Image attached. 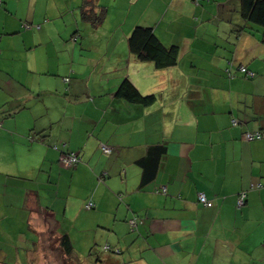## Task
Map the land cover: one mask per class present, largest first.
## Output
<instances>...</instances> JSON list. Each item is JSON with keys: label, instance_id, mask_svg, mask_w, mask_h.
<instances>
[{"label": "crops", "instance_id": "obj_1", "mask_svg": "<svg viewBox=\"0 0 264 264\" xmlns=\"http://www.w3.org/2000/svg\"><path fill=\"white\" fill-rule=\"evenodd\" d=\"M22 1L0 0V55L18 62L20 74L9 72L24 90L12 92L19 107L0 109V242L14 238L20 213L32 229L29 243H53L60 255L62 234L76 248L94 231L106 232V243L123 252L101 251L93 264H264V136L245 137L264 133V42L249 24L235 30L247 25L241 0H98L106 10L101 29L82 18L83 0L40 13L39 0L20 13ZM60 19L75 29L65 41L68 63H55V78L35 79L51 67L35 53ZM140 23L180 46L176 65L159 69L136 58L128 38ZM95 35L103 46L88 43ZM101 47L103 62L83 55ZM126 77L156 102L118 97ZM37 94L39 105L31 103ZM30 103V110L22 106ZM55 144L78 153L79 163L64 166ZM151 144H164L166 154L156 178L140 187L136 161ZM199 193L213 205L201 204ZM89 200L96 204L90 210Z\"/></svg>", "mask_w": 264, "mask_h": 264}, {"label": "rangeland", "instance_id": "obj_2", "mask_svg": "<svg viewBox=\"0 0 264 264\" xmlns=\"http://www.w3.org/2000/svg\"><path fill=\"white\" fill-rule=\"evenodd\" d=\"M60 1L62 2V0H39L38 13L42 12L43 8L45 10L48 7L49 8L53 7L56 4V2L58 4H61ZM213 2L214 4L216 3L215 1ZM236 2L237 0H234L230 3L233 6L234 4H236ZM166 3L167 1H165V4ZM22 4L23 5H21V7L19 8L20 13H23L24 10H26V7H29V9L32 10L34 6V2L31 3V7L29 6V0L22 1ZM147 4L148 3H146V5ZM22 16H24V14H22ZM26 20H27L26 18H23L21 21L25 22ZM2 23L3 20L0 23V27H2L3 25ZM58 23L60 24V27H58L57 25L54 26L55 23L53 24L54 34H52V37H48L46 41L47 45L39 46L38 49L40 50L35 53L36 57H38V60H41L42 57H44V60L47 59V62L51 63V67L45 69V71L42 74L34 73L33 76L35 77V79L36 78L39 79L40 76L46 77L42 79L47 81L50 79V77L55 78L56 75L59 74L58 69L54 67L55 63H58L60 61H63L65 64L68 63V57L67 56L64 57L67 51L65 41L72 38L71 34L75 29H73V27L68 28V25L65 22H63L61 19L58 21ZM101 25L102 24L98 25L100 27L97 29H101V27H103V25L102 26ZM1 36L2 35H0V37ZM84 36L85 34L83 36L78 35V44H80V41L83 39ZM102 39H103L102 36L95 35L90 41H88V43L93 45L96 44L99 46H103L105 42L102 41ZM118 39H120V36H118L117 34V37H114L113 39L111 38L112 41L111 43L112 44L116 43ZM9 40H10V36L7 35L3 41V44L9 45ZM69 41L72 42L71 40ZM0 49L3 50L1 46ZM100 50L98 48H94L92 51L84 52L83 55L85 57H88V55H90L92 57L98 58L101 62H103L106 58V54L104 53V49L102 47L100 48ZM9 63H13V60L7 59L4 55L1 54L0 55V109L1 111L2 109H4L7 110L8 112H10V110H12L13 108L19 107L20 105V101L15 98V93L17 94V92L15 93L12 92L16 91L17 88L20 90L18 92L19 95H21L24 92V90L22 89V85L18 83L19 81L13 79L11 77V73L9 72V70H13L15 71V73L19 71V69L13 67L14 64L18 65V62H15L13 65H8ZM20 72L21 70L17 74H20ZM100 74L103 75L105 73H100ZM59 76L61 77L62 74H60ZM35 97L32 99L31 103L37 105L39 103L38 101H40L41 98L39 94L35 95ZM41 102H43V100ZM31 103L29 105L23 104L22 106L27 107L28 110H30L29 108L31 107L30 106ZM11 225L14 226L13 229L14 238L9 237L8 243L0 242V264H76V262L73 261L70 257H67V255H60L59 248L56 247V245L53 243L41 242L36 244L34 243L35 241H37L36 237H31V238L29 237L30 240L34 241L32 243H29V241L26 239L27 238L26 234L30 235L32 229H29L28 221L25 219V217L21 216L20 213L19 214L17 213V217H15V220H13V224ZM19 232L21 233V238H20L21 240H19L18 237ZM95 232L96 231H94L93 233L91 232L92 233L91 238L88 242H84L81 239L79 243L75 245L76 248L74 247L76 253L78 254L76 256L80 259L81 264H93L94 262H96V258L100 254V252L104 251L103 246L107 242L105 239L106 232H103L100 229L97 230L96 233ZM94 237L97 238L94 239Z\"/></svg>", "mask_w": 264, "mask_h": 264}, {"label": "trees", "instance_id": "obj_3", "mask_svg": "<svg viewBox=\"0 0 264 264\" xmlns=\"http://www.w3.org/2000/svg\"><path fill=\"white\" fill-rule=\"evenodd\" d=\"M97 7L98 0H83L80 6L82 18L95 26L100 25L104 21L106 15V10L104 8L98 10ZM240 14L247 25H242L237 29L235 27V30H237L238 32L247 30V26L249 24V29H258L259 31H261L262 41L264 42V0H241ZM128 44L130 51L136 56L138 60L152 62L159 69L172 67L179 62L181 52L180 46L178 44H164L154 28L150 25L137 24L129 35ZM244 74L247 77L249 76L247 73ZM233 76H235V74ZM116 95L130 102L139 103L142 105H151L157 100L156 94L142 93L133 83V81L127 77L122 80L116 91ZM258 132H261L264 136V133L262 131ZM55 146H57L58 148L56 149ZM53 148L55 150L61 151V154L74 152L66 150L64 145L55 144ZM166 150L167 149L164 144H151L147 147L145 154L137 159L136 162L142 169L140 187H144L146 184L150 183L156 178L161 166L162 159L166 154ZM156 192L165 193L166 189L157 188ZM207 198L212 202L213 205V200L208 196ZM198 201L201 204L208 206L199 200V196ZM237 206H239L238 199ZM133 218H136L138 223L137 218L139 217L134 216ZM129 223L131 230H135L137 227V223L136 225H132L130 221ZM60 243L67 257H70L73 261L76 262V264H81L80 259L76 256L78 254L75 251L74 245L68 233H64L61 235ZM103 250L110 252L112 251L116 254H121L123 252L120 247L110 244H106L105 246H103Z\"/></svg>", "mask_w": 264, "mask_h": 264}, {"label": "built area", "instance_id": "obj_4", "mask_svg": "<svg viewBox=\"0 0 264 264\" xmlns=\"http://www.w3.org/2000/svg\"><path fill=\"white\" fill-rule=\"evenodd\" d=\"M241 70L242 72L244 73H247L249 76H253L254 73L252 71H249L247 69V67L243 66L241 67ZM233 123H237V120L236 119H233ZM245 137L246 139L248 140H253V139H259V138H262L263 137V134L261 132H255V133H252V132H247L245 134ZM55 148L57 149L58 147L55 146ZM104 150L107 151V152H111V148L109 147H104ZM81 160L80 156L78 153L76 152H71V153H65V154H62L61 155V161H62V164L66 167H74L75 165H77L79 163V161ZM264 184L263 183H258V186H263ZM199 200L201 202H203L204 204L208 205V206H211L212 205V202L207 198L206 194L205 193H199ZM246 197H247V191H243L240 193V196L238 198V205L239 206H242L245 204L246 202ZM96 206L95 202L93 200H89L86 202L85 204V207L87 209H93L94 207ZM131 224L132 225H136L137 223V220L136 218H132L130 220Z\"/></svg>", "mask_w": 264, "mask_h": 264}]
</instances>
